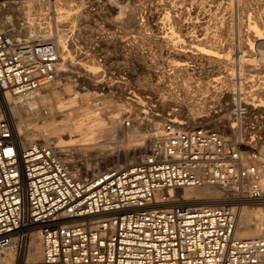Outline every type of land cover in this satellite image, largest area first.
I'll use <instances>...</instances> for the list:
<instances>
[{
    "label": "built area",
    "instance_id": "2783aa9c",
    "mask_svg": "<svg viewBox=\"0 0 264 264\" xmlns=\"http://www.w3.org/2000/svg\"><path fill=\"white\" fill-rule=\"evenodd\" d=\"M10 28L0 22V264L7 249L14 264H264V228L236 235L239 207L264 206L256 152L236 138L231 147L207 124L169 119L152 130L143 155L83 176L54 145L23 144L13 128L7 94L49 86L62 70L54 40L31 42ZM203 184L238 196L161 206L168 189ZM33 234L42 256L24 261Z\"/></svg>",
    "mask_w": 264,
    "mask_h": 264
},
{
    "label": "rangeland",
    "instance_id": "374dc122",
    "mask_svg": "<svg viewBox=\"0 0 264 264\" xmlns=\"http://www.w3.org/2000/svg\"><path fill=\"white\" fill-rule=\"evenodd\" d=\"M10 1L12 0H0V14L11 16L9 23L13 25L10 27L20 28L23 26L25 28L28 21L36 22L37 29L50 25L46 29L44 28L47 33L51 34L54 39L56 38L59 46L66 45L68 47L66 53L71 56L66 62H63L62 72L57 80L61 83L68 82L73 87H71L70 93H74L75 87L78 89L81 87L82 92L89 89L88 97L96 98V101L100 102L99 110H111L110 114L119 113L121 117L123 116V123L119 125V130L116 129L99 138L101 140L99 148L91 147L88 152L76 149L74 154L66 155L76 168L85 164L82 167V172L85 168L90 169L88 174L84 171L86 174L83 173V176L132 162L135 156H139L145 150L147 139L144 144L139 146V149L142 150L141 153L137 152L133 157V152H131L128 155L129 158H125L122 156L124 149L128 146L132 150L134 149L132 148L134 142H128L127 134L148 133L155 128V122L161 125L173 115L188 121L185 123L188 125L205 124V122L213 128L225 125L222 121H227V112L230 110L227 108H229V102H233V94L230 98H226V94L229 93V88L226 87L230 84L227 82L228 80L225 78L226 80L218 83L223 88L219 97L214 96L212 89L208 92H201V90L206 85L217 84L213 78L218 75V68V71L222 70L220 75L228 76L231 67H235L236 73L233 79L235 82L232 83L235 84L236 90H239V57L249 50L248 47L240 46L239 41L247 38L246 34L251 29L252 23L255 22L260 27L264 24V0H22L25 5L22 10L17 9ZM169 9L176 10L173 14H180L182 23L186 24L184 25L185 29L181 31L182 39L178 41L180 43L174 40L175 43L169 41L168 44L158 40L156 31H153L152 27L156 18L155 21L147 20L148 14L160 12L162 18ZM180 10L183 11L182 14ZM137 13L138 15H136ZM137 21L141 24L139 25ZM188 21L189 23H187ZM36 33L39 35L38 32ZM196 34H206L205 45L222 53L228 52L230 60L228 62L221 61L219 66L218 63L202 62L199 58H194L189 61L190 71L193 74L172 72L175 59H178L175 54L176 47L190 44V36L194 37ZM59 41L64 45L59 44ZM263 46L260 50L264 55ZM253 52H258V50L255 48ZM81 53L83 54L80 55ZM254 62L256 64L254 63L252 66L257 67L258 72L256 73L263 83L259 86L256 84L252 88L251 86L246 87V89L258 86V91L251 92L250 100H252V96H256L261 102L264 97V66L260 61L255 60ZM259 70L263 71L259 72ZM94 79H102L100 84L96 85L98 88L90 83V80L96 83ZM160 79H165V82L174 87L179 94L182 92L181 87L184 83L190 85L192 95L195 97L205 95L201 100L204 103V108L196 114V119L192 118L187 108L183 107L178 111V109H174L175 105L162 102L166 92L163 96L161 92L155 91L152 87ZM246 80V78L243 79L244 82ZM198 83L200 87L196 92L193 89ZM50 86L53 87L54 83ZM43 89L42 91H44ZM64 95L67 94L63 93L62 96ZM81 97L87 98L86 95ZM260 108L264 107L259 106ZM194 111L196 113L197 110ZM259 111L247 115V121L249 126L252 124V128L245 130L248 135L250 131L257 135L258 141L251 143L248 142L249 138L238 140L243 144V149L251 153L256 152L258 155L260 151H264V110L260 109ZM27 117L33 118L34 116L28 115ZM215 118L221 122L218 123ZM125 119L131 120L129 128L123 126ZM211 119L216 121L212 122ZM128 129H132L131 132ZM230 135L234 137L233 134Z\"/></svg>",
    "mask_w": 264,
    "mask_h": 264
},
{
    "label": "bare ground",
    "instance_id": "6f19581e",
    "mask_svg": "<svg viewBox=\"0 0 264 264\" xmlns=\"http://www.w3.org/2000/svg\"><path fill=\"white\" fill-rule=\"evenodd\" d=\"M10 2H12L19 10H22L25 7L22 0H12ZM111 3L113 4V2ZM174 11L176 10L169 9L167 13L164 14L165 16H163L162 18L160 17V12H154V13L148 14L147 16V20L151 19V21L156 18V21L154 20L155 23L153 24L152 27H153V31L154 30L156 31L157 39L160 40L161 42L168 43L169 41L173 42L174 40H177L178 42L182 39L181 31L185 29L184 25L186 24L182 23L180 14H175V15L173 14ZM182 13L183 11H181V14ZM3 15L0 14L1 24L4 27L13 25L9 23L11 21L10 20L11 16H6V15L3 16ZM136 15H138V13ZM136 18L138 19L137 16ZM192 20L195 21V19H192ZM28 22L29 23L27 24V26L24 25L27 27V29L26 27L24 28L23 26L20 28L11 27L10 28L12 29L11 32L14 35H22L31 42H36L42 39H52L56 42V38L54 39L52 35L47 33V30H45L46 27L50 25H47L46 27L44 26L45 29L43 27H40L39 29H37L38 25L36 24V22H33V21H28ZM137 22L139 24V21ZM187 23H189V21ZM252 26H251V29L247 31V34H246L247 38L243 41H241L240 39L239 41L240 46L243 45L244 47L249 48L246 54L243 53L240 55L239 64L237 63L239 65V77H238V81L240 84L239 90H236L235 84L232 83L234 81L233 79L235 78V74H236L235 67H231V70L228 73L230 75L227 74L228 76L224 74L220 75L219 73H221L222 70L218 71L219 70L218 68L217 70L218 75H216V77L213 78L214 79L213 81H217V84L206 85V87L203 90H201V92H208L210 89H212V93L214 94V96L219 97L223 88L221 87V85L219 86L218 83H221V81L223 82V80H226V79L228 80L227 82L230 83L228 84L229 86H226L227 88H229V91H228L229 93L226 94V98H230V96L233 94V102H229V108H227V109H230L229 112H227V115H228L227 121L220 119V120H223L222 122L225 123V125H221L219 128H214V129L221 131L228 138V140H230V142L231 141L233 142L235 138L237 140H245L246 138H249L250 140L248 142H251V143L258 141L259 139L257 135L252 134V131L249 132V135H248V132L246 133L245 131L247 130L246 128H252V124L249 126V122L247 121V118H246L247 115L250 113H254V112H260L259 111L260 109L264 110V108L259 109V106L264 107V97L262 95L261 97H263V99L261 100V102H259V99H257L256 96H252V100H250L251 92H254L255 90L258 91L257 89L258 86L263 83L262 81L259 80L260 76L257 75L258 73H256L258 72L257 67H254L252 65H254L255 63L254 61L256 60V61H260L262 66H264V55L262 53V50H260V48L264 45V24H262L260 27L257 23L254 22L252 23ZM58 28L60 27L58 26ZM36 32H38L39 35H36L37 34ZM189 41H190V44L188 45L187 44L184 45L183 44L184 42L182 41L183 45L176 47L175 54L178 56V59L177 60L175 59L174 66H173L174 70L172 72H178V73L180 72V73L187 74V75L193 74L190 71L191 68H190L189 61L194 58H199L202 62L206 61V62L218 63L219 66H220L221 61L228 62V60H230L228 52L222 53L213 47H208L205 45L207 41L206 34L205 35L196 34L194 37L190 36ZM61 43L62 42H60L59 44ZM173 43H175V41ZM61 45H64V44H61ZM173 45L175 46V44ZM69 46H70V43H69ZM66 48H68L66 47V45L59 46L61 70L63 68V64H64L63 62H66L68 58L71 56L70 54L66 53L67 52ZM255 48L258 50V52H253ZM82 54L83 53H81L80 55ZM256 54L257 56H254ZM202 65L204 66V63H202ZM263 70L261 71L259 70V72H262ZM245 78L247 79L245 82H248L246 84L243 81V79ZM101 81L102 79H96L95 80L96 83H93L90 80V83H92V86L94 85L96 86V85H99ZM165 81H166L165 79H160L155 84L152 85L155 91L161 92V95L164 96L165 95L164 93L166 92V96H164V98L162 99V102L164 104L168 103L171 105H175L176 108L174 109L175 110L178 109V111L180 108L185 107L189 110V113L192 116V118L196 119V114L201 112L202 111L201 109L204 108V103H202L201 100L203 99L205 95H202L201 97L200 96L195 97L194 95H192V89L190 88V85L188 84L186 85L184 83L181 87L182 92L179 94L177 93L174 87L170 86V84L168 85ZM53 83H54L53 87L49 85V86L43 87L45 89L41 88V89L35 90L25 96L8 93L6 97L7 102H8L7 109H8L10 118H11L10 120L13 125V128L23 144H27L29 142H33L36 140H43L45 142H48L54 145L62 153V156L71 162V160L68 159L69 157L67 158L66 155L70 153L74 154V151L76 149L77 151L88 152L89 150H91L90 149L91 147L99 148L101 145V140H99V138L102 136H106L110 132L118 129L119 125L123 123V120H122L123 116L121 117L119 113L110 114L112 112L111 110H108V111L99 110L98 105L100 104V102L96 101V98L88 97V95L90 94L89 89H87L86 92L85 91L82 92L81 87L80 89H78V87H75L73 89L74 93H70L72 86L68 82L61 83V81L56 79ZM256 84L258 86L254 87L255 89L254 88L251 89ZM250 86L251 88L247 90L246 87L249 88ZM199 87L200 86L198 83V85H195V88L193 90L198 92ZM42 89L44 91H42ZM63 93L67 95L62 96ZM82 95H86L87 98L85 99L82 98L81 97ZM164 106H167V105H164ZM194 110H197L196 113ZM28 115H33L34 117L28 118L27 117ZM169 119L173 122L180 123V124L188 122V121H185L183 118L178 117L177 115H173V117L168 118L166 120H169ZM211 120L212 122H215L217 119L215 121L213 119ZM219 122L221 121H218V123ZM155 124H156L155 128L158 127L157 125H160L158 124V122H155ZM201 124H194L190 126H196V125H201ZM205 124L211 127L208 123L205 122ZM123 126L126 128L127 127L129 128L130 125L126 126L125 121H124ZM128 130L131 132L132 129L131 130L128 129ZM152 130H150L148 133L145 132L142 134L141 133L127 134L126 137L127 139H129L128 142L129 141L134 142L132 144L133 146L132 148L134 149L132 150L127 145L128 147L124 149L122 156L126 158L131 152H133V157H134L135 153L137 152L141 153L142 150L139 149V146L145 143L146 139H148ZM228 132H231V133H228ZM230 134H233L234 137L235 136L236 137L234 138ZM232 142L229 143L231 147H233ZM146 150H147V143H146L145 150L141 154H139V156L143 155L146 152ZM263 153L264 151H260V154L258 155L255 161L257 162V164L259 165V167L262 169L264 173ZM82 156H84V154H82ZM136 157H138V155L135 156V158ZM84 166L81 165V167L77 168V170L81 171L83 169L82 167ZM84 171L88 174L90 169L85 168ZM84 171L83 172L81 171V172L85 173ZM261 183L264 186V178L262 179ZM164 193L167 194L166 200L168 201L162 204L161 206H170L174 200L183 201L191 206L217 205V204L223 203L224 201L232 200L236 198V196H238L236 192L231 191L230 188L222 187V186L214 185V184H203L200 186H184L181 188H170ZM163 194H160L159 197ZM263 228H264V206L253 205V204H248L244 202V204L240 206L238 209L236 235L240 238L252 237V236L259 234ZM42 252L43 250H42V243H41L40 237L38 234H33L31 237V242L29 244V247L25 250L24 255L22 256V259L24 261L25 260L34 261V260L40 259L42 256ZM15 259H16V255L12 249L5 250V261L7 264H14Z\"/></svg>",
    "mask_w": 264,
    "mask_h": 264
}]
</instances>
